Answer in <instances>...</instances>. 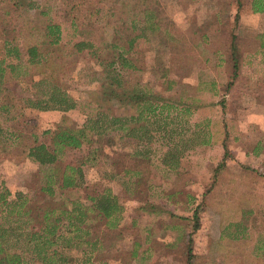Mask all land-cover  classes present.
Listing matches in <instances>:
<instances>
[{"label": "rangeland", "instance_id": "1", "mask_svg": "<svg viewBox=\"0 0 264 264\" xmlns=\"http://www.w3.org/2000/svg\"><path fill=\"white\" fill-rule=\"evenodd\" d=\"M252 1L0 0V56L4 38L10 39L20 51V59L11 61L19 62L21 76L18 81L7 72L3 78L0 102L8 111L0 108V125L23 135L21 144L8 145L0 157V182L11 193L34 195L32 204L37 210L43 205L37 191L49 166H40L26 156V146L33 139L30 136L48 142L45 129L81 125L87 116L95 119L103 113L119 116L124 128V118L130 120L137 113L139 99L144 103L150 99L153 101L138 121L142 129L151 128L152 137L141 140L140 144H145V159L138 165L142 176L128 204L146 207L141 220L161 223L167 233L147 242L138 236L143 246L149 244L152 249L149 255H142L140 249V255L133 258L132 242L118 235H138L136 230L125 224L119 233L101 227L97 232L95 228L100 247L90 253L91 260L99 264L106 260L110 262L105 264H113L112 258L123 264H264V128L249 129L247 121L240 128L234 122L242 117L252 120L250 126L264 121V97L260 94L264 92V50L259 46L264 11H253ZM29 2L47 8L56 20H64V59L59 70L26 61V48L41 39L37 27L41 16L35 15L37 11ZM136 5L135 10L132 7ZM72 14L86 29L95 28L98 58L104 60L111 52L97 46L99 40L105 44L114 34L123 40L132 23L143 32L128 54L135 67L121 72V88L105 85L106 70L87 50L69 53L73 41L79 39L67 22ZM115 28H119L117 33ZM231 43L238 58L236 77L232 76ZM41 78L61 87L77 102L76 108L61 111L29 106L25 98L33 94L32 85ZM137 92L140 98L135 97ZM107 125L110 127L92 136L89 143L66 148L59 155L58 172L83 156H89V161L83 167L85 185L58 191V199L77 198L88 204V194L106 188L122 197V187L115 185L118 175L136 162L125 155L131 147L129 140L112 131L116 123ZM173 149L182 157L178 171L163 162ZM189 234L193 238L191 252ZM83 248L79 244L67 254L84 257L91 250L83 253Z\"/></svg>", "mask_w": 264, "mask_h": 264}, {"label": "trees", "instance_id": "2", "mask_svg": "<svg viewBox=\"0 0 264 264\" xmlns=\"http://www.w3.org/2000/svg\"><path fill=\"white\" fill-rule=\"evenodd\" d=\"M37 11L35 15L41 16L39 27L41 39L38 43L26 48V61L39 66H48L53 69H60L63 64V43H62V21L56 20L52 14L34 2H29ZM112 7L114 8L113 2ZM136 7H132L136 10ZM75 8V7H73ZM111 9V5H110ZM252 10L256 12L264 11V0H253ZM136 16V14H134ZM70 26H74V33L79 39L74 40L69 48V53L87 50L98 63L106 70L105 85H114L115 89L123 86L122 71L134 68L135 64L128 56L134 48L136 38L142 36L143 32L136 30L131 24L129 32L125 30L123 40L116 34L112 39L103 44L99 40L97 46L105 48L111 52L108 59L98 58V48L96 47L95 28L86 29L79 17L75 14L67 17ZM27 24H30L28 21ZM119 28H115L117 33ZM97 35V34H96ZM259 46L264 50V29L259 35ZM232 56V76H237L238 58L233 53L236 49L231 43ZM3 51L0 56V88L3 78L7 72L17 77L20 81V74L17 66L19 62L12 59H20L19 48L10 39L4 38ZM67 54V53H66ZM49 81V82H48ZM44 78L36 80L32 85L31 95L26 96V103L39 110L58 109L67 111L76 108L77 102L66 94L61 87L50 80ZM233 81V79L231 80ZM230 81V82H231ZM48 84V85H47ZM212 85V84H211ZM231 85V84H230ZM215 90V83L212 85ZM113 91V90H111ZM34 95L36 97H34ZM137 98L141 94H135ZM142 101L143 99H139ZM139 101V102H140ZM153 100L148 99L146 103L140 105L138 116L142 117L146 109ZM139 105V104H138ZM0 108L8 111V106L0 102ZM112 121V131H116L119 137H124L123 124L119 123V116L109 117L101 114L97 118L87 116L81 125H58L55 129L47 128L43 132L50 136V141H39L35 136L26 146V156L40 166H49L42 178L37 194L42 197L43 205L33 208V198L27 192L16 191L11 193L3 181L0 182V264H74L77 260L79 264H99L91 260L90 253L97 249V239L100 229L104 231L108 226H115L116 213L120 211L110 188L86 197L89 203H83L75 198H57L58 191L63 189H78L85 185L84 165L89 161V156H83L75 162H68L63 169L58 172L55 168L59 155L66 148H80L84 143H89L94 135H100L109 128L107 122ZM101 128H103L101 130ZM152 137L151 128H143L141 140ZM23 135L13 129H6L0 125V157L7 150L8 145L22 143ZM151 138L146 141H150ZM111 138L107 140L110 142ZM145 144L139 146L138 151L142 152ZM138 147V146H137ZM176 149L170 150L164 155L163 162L171 168L179 169L181 157L176 154ZM144 152V151H143ZM93 156V152H89ZM180 158V159H179ZM138 181V180H137ZM136 181V183H137ZM198 209H193V228L198 229ZM115 220L114 222H111ZM101 227V228H100ZM97 229V232L93 230ZM100 228V229H99ZM192 234H189L188 252H191ZM83 246V253L89 248L91 251L78 258L72 254H67L70 249ZM136 249V248H135ZM135 254L136 252L133 251ZM264 254V246H263Z\"/></svg>", "mask_w": 264, "mask_h": 264}, {"label": "crops", "instance_id": "3", "mask_svg": "<svg viewBox=\"0 0 264 264\" xmlns=\"http://www.w3.org/2000/svg\"><path fill=\"white\" fill-rule=\"evenodd\" d=\"M139 93L140 92H137L136 94H139ZM260 94L263 95L262 96V98H263L264 92H260ZM138 104L139 105L137 107L138 108L137 113L131 115L130 120H129V118H124V140L125 139L129 140L130 144L128 146H131V147L126 148L125 155L127 157H130L131 160L133 162H136V163L135 164L132 163L130 166H126L124 168L122 174L120 176L118 175V178L116 180L115 185L116 186L119 185L122 187L121 188L123 191L122 197H120V195L117 194L113 188L110 189V191L112 192L113 196L115 197V199L117 201V204L120 206V211H118L116 213V217H117L116 220L117 221L115 223V226H108L104 230L107 232V230L112 231V230L116 229L119 233L120 226H123L124 224L130 226V228L132 230H136L135 234H138V235H131L132 237L131 236L126 237V236H124V234L118 235L123 241H124V239H129L132 242L133 246L130 249L131 250L130 254L132 255L133 258L139 256L140 255L139 253H141L142 250H143L142 255H149L148 251H150L152 249L149 247V244H146L145 246H143V244H141L140 240L138 239V236L142 235L141 241L147 242L151 239L153 240L154 238H156V235L159 236L160 233H162L161 236L166 235V233H167L165 225H162L161 223H149L150 224L149 225V224L144 223L141 220L140 217H142L144 215V213H145L144 211L148 210V209H146V207L137 206V205L133 206L131 204H128V202L131 201V198H132L131 196L136 194L137 186L141 180L142 173H141L140 167L138 166L139 161H144V159H145V153L139 152L138 147H137V146L142 145L140 143H141V136H142V130H143L141 124L138 121L141 118L138 116L139 111L141 110L139 106L142 104L140 102ZM261 119H263V116L261 117ZM245 121H247V123H248L247 125H248L249 129L250 128L251 129L252 128H259V127L264 128V121H260V123H261L260 125L258 124L256 126H254V125L250 126V123H252V120H250L249 118L246 120L243 117L238 119V120L236 118L234 119V122L236 123V125L240 126V128L245 127V125L243 124ZM127 123H130V125L127 126ZM131 138H132V140H131ZM129 151H131V152H129ZM181 166H182V157H181V164L179 166V169L181 168ZM168 168L174 169L176 171L175 168H171L169 166H168ZM116 176L117 175L114 174V178ZM136 181H137V183H136ZM149 190H150L149 187L145 188V191L148 193H150ZM120 202L122 204H119ZM114 221L115 220H112L111 222H114ZM176 236H177V234H175L174 237H176ZM99 239H100V237H98V239H97V250L96 251H98L99 247H100ZM140 249H142V250H140ZM133 251H135L136 253L134 254ZM106 262L108 263L110 261L106 260ZM106 262H102L100 264H105ZM112 262H113V264H123L121 262V260H119V259L116 260V259L112 258Z\"/></svg>", "mask_w": 264, "mask_h": 264}]
</instances>
